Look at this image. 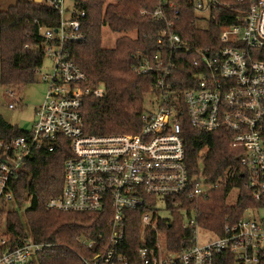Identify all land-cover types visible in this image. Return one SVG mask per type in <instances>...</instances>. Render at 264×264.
Masks as SVG:
<instances>
[{
  "label": "built area",
  "instance_id": "2783aa9c",
  "mask_svg": "<svg viewBox=\"0 0 264 264\" xmlns=\"http://www.w3.org/2000/svg\"><path fill=\"white\" fill-rule=\"evenodd\" d=\"M157 1L150 16L166 24L162 35H167L171 54L189 51L175 32L183 11L192 8L196 24L202 10L209 13V20L218 15L222 0ZM33 2L54 7L59 25L39 29L51 71H35L47 85L35 122L26 135L0 142V264H32L43 249L30 235L19 238L20 245H11L7 216L12 210L7 207L15 204L11 185L21 177L28 159L39 150L52 152L59 138L68 141L71 156L64 163L62 192L47 202V209L110 217L105 242L78 240L91 251L85 264H264V217L245 216L264 211V0H234L233 21L220 27V48L199 51L203 71L196 76V87L182 93L170 83L174 65L171 55L164 60L163 39L159 38V53L139 59L133 67L139 74H155L150 94L156 108L144 109L138 133L105 136L86 134L80 112L85 98H100L104 89L88 85L65 50L66 45L84 39L80 19L85 14L77 9L76 1L70 12L64 10V0ZM229 7L223 3L225 12ZM7 95L15 98L12 90ZM184 120L205 134L225 133L231 147L243 150L240 165L246 170L250 198L258 205L226 224L220 235L198 222V203L217 184L190 177L185 165ZM164 211L173 219L164 218ZM179 219L193 233L192 246L172 251L160 224L170 227L171 221ZM200 230L212 238L200 243Z\"/></svg>",
  "mask_w": 264,
  "mask_h": 264
},
{
  "label": "trees",
  "instance_id": "16d2710c",
  "mask_svg": "<svg viewBox=\"0 0 264 264\" xmlns=\"http://www.w3.org/2000/svg\"><path fill=\"white\" fill-rule=\"evenodd\" d=\"M75 1L77 9L85 14L80 19L84 39L66 45L65 50L68 60L86 76L88 85L104 89L100 98H85L80 110L85 133L98 136L140 131L144 98L150 94L155 74H139L133 67L139 59L159 53V38L163 39L164 60L171 55L174 65L170 83L175 91L182 93L196 87V76L203 71L199 51L220 48V27L231 23L235 15L234 0H222L218 15L209 20L207 29H200L196 27L193 9H185L175 32L189 51L170 54L167 35H162L166 24L155 22L150 16L157 0ZM223 3L230 5L226 12ZM58 25V11L33 0H17L6 10H0L1 87L16 89L34 82L35 71L45 58L39 29H55ZM103 27L116 35L112 48L103 46ZM26 134L27 131L0 115V142ZM182 136L190 177L217 184L199 201L198 222L220 235L226 224L236 222L248 207L258 205L251 200L246 187V170L240 165L243 150L231 147L225 133L205 134L186 120L182 123ZM70 156L68 141L59 138L52 152L36 151L28 159L21 177L11 185L15 205L21 207L29 202L23 212L24 220L18 211L8 212L11 245H20L18 239L30 235L34 243L43 246L32 264H85L91 251L78 240L85 237L105 242L110 235V217L106 213L47 209V202L62 192L64 163ZM234 189L239 191L237 201L229 206L226 199ZM160 228L165 232L168 249L180 251L192 246L193 233L182 227V219L171 221L170 227L161 223Z\"/></svg>",
  "mask_w": 264,
  "mask_h": 264
},
{
  "label": "rangeland",
  "instance_id": "374dc122",
  "mask_svg": "<svg viewBox=\"0 0 264 264\" xmlns=\"http://www.w3.org/2000/svg\"><path fill=\"white\" fill-rule=\"evenodd\" d=\"M17 0H0V10H6L9 6L14 5ZM75 0H64V10L70 12L74 5ZM199 19L196 21V27L200 29H207L209 13L206 10L200 11L198 14ZM116 35L113 34L107 27L102 29V42L105 48H112L115 44ZM51 61L47 57L44 58L40 71L43 73L50 72ZM40 73L35 74V80L33 83L20 86L16 89L4 88L0 86V115L12 125L18 128L28 131L35 122V111L38 106H40L44 100L47 92V85L40 81ZM12 90L15 94V98L12 99L7 95V92ZM153 96L148 94L144 98V108L151 111L156 108V104L153 100ZM154 102V103H153ZM153 103V104H152ZM12 104L13 108H9L8 105ZM155 104V105H154ZM205 151L202 152V155ZM238 190L234 189L226 199V204L233 206L238 197ZM29 202H25L21 207L15 204H10L8 210H16L19 212L22 220H24L23 212L28 207ZM164 218L170 220L173 219L172 214L169 211H164ZM181 215V213H180ZM247 218L259 220V218L264 217V211L256 213H246ZM187 221V218H184ZM83 238V237H82ZM198 241L200 243L205 242L207 239L212 238L203 231H199L197 234ZM35 262V260H34Z\"/></svg>",
  "mask_w": 264,
  "mask_h": 264
},
{
  "label": "crops",
  "instance_id": "0c3cea01",
  "mask_svg": "<svg viewBox=\"0 0 264 264\" xmlns=\"http://www.w3.org/2000/svg\"><path fill=\"white\" fill-rule=\"evenodd\" d=\"M8 122V121H7ZM11 124V123H10Z\"/></svg>",
  "mask_w": 264,
  "mask_h": 264
}]
</instances>
